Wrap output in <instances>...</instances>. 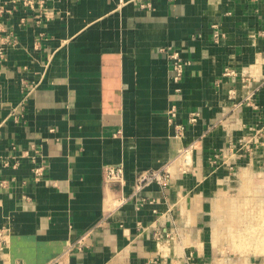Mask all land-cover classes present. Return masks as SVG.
<instances>
[{
	"label": "crops",
	"instance_id": "1",
	"mask_svg": "<svg viewBox=\"0 0 264 264\" xmlns=\"http://www.w3.org/2000/svg\"><path fill=\"white\" fill-rule=\"evenodd\" d=\"M0 44V264L248 257L217 229L264 130V0H0Z\"/></svg>",
	"mask_w": 264,
	"mask_h": 264
},
{
	"label": "rangeland",
	"instance_id": "2",
	"mask_svg": "<svg viewBox=\"0 0 264 264\" xmlns=\"http://www.w3.org/2000/svg\"><path fill=\"white\" fill-rule=\"evenodd\" d=\"M250 80L253 79L250 77ZM259 150L262 151L259 152ZM263 153L264 130H259L255 133L254 137L250 139L249 187L245 186L239 195L233 193L229 196L233 198L230 199L231 203L228 205L227 209L228 211H232L236 218L223 220L222 222L218 221L220 228H222L221 230L220 228L217 229L219 235L217 237L218 240L219 238L221 239L222 236L225 237V235L228 234L227 246L238 249L237 253L235 252L231 256L234 259L242 258L243 256L250 257V249H255L258 242L263 243L264 241V183H256L258 181H264ZM244 239L247 240L245 241ZM257 253L263 252L259 251ZM248 257L244 258L241 263H243L244 260L245 262L248 260V264H250ZM209 264H215V262ZM234 264H237V262H234Z\"/></svg>",
	"mask_w": 264,
	"mask_h": 264
},
{
	"label": "built area",
	"instance_id": "3",
	"mask_svg": "<svg viewBox=\"0 0 264 264\" xmlns=\"http://www.w3.org/2000/svg\"><path fill=\"white\" fill-rule=\"evenodd\" d=\"M10 40V39H9ZM3 46L0 44V56L4 55ZM169 57L172 61L173 79L178 82L182 79L185 66L187 62L183 59L177 50H171ZM246 82H250V78L246 77ZM178 90V88H177ZM174 115V113H173ZM195 119V118H193ZM182 168L187 170L192 165V158L190 152L182 157ZM171 165L167 164L158 169H143L140 170L136 176L135 193L140 192L144 187L151 183H159L166 185L168 181L173 177V173L170 169ZM105 176L109 180L122 181L125 179V171L122 166H107L105 169ZM168 235V234H166ZM157 238L163 237L160 232L156 233ZM81 241V240H80ZM6 242L5 234L3 230H0V247Z\"/></svg>",
	"mask_w": 264,
	"mask_h": 264
},
{
	"label": "bare ground",
	"instance_id": "4",
	"mask_svg": "<svg viewBox=\"0 0 264 264\" xmlns=\"http://www.w3.org/2000/svg\"><path fill=\"white\" fill-rule=\"evenodd\" d=\"M262 210V209H261ZM260 218V217H259ZM263 219V218H262ZM262 223V222H261ZM263 225V224H262ZM262 231V230H261ZM236 238V237H235ZM228 239V238H227ZM245 241L247 240V239H244ZM227 242H228V240H227ZM230 243V242H229ZM233 243V242H232ZM241 243H243V242H241ZM231 244V243H230ZM236 244V243H235ZM243 245V244H242ZM236 248V247H235ZM242 249V248H241ZM256 249H257V251L259 250L260 252H264V241H263V243H257V245H256ZM241 264H247L246 262H243V263H241Z\"/></svg>",
	"mask_w": 264,
	"mask_h": 264
}]
</instances>
